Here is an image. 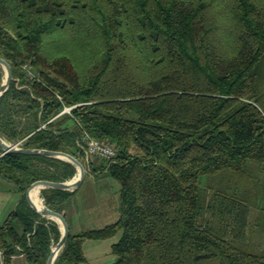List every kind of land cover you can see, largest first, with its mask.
Returning <instances> with one entry per match:
<instances>
[{"label": "trees", "instance_id": "16d2710c", "mask_svg": "<svg viewBox=\"0 0 264 264\" xmlns=\"http://www.w3.org/2000/svg\"><path fill=\"white\" fill-rule=\"evenodd\" d=\"M0 56L12 70L0 136L70 153L120 183L118 219L70 229L53 264H81L84 239L119 230L111 264H264V251L241 248L242 185H255L254 166L264 165V0H0ZM85 131L116 155L85 164ZM75 173L55 157L0 155V176L20 193L0 224V264L19 253L45 264L60 230L26 190ZM74 191L41 194L63 213Z\"/></svg>", "mask_w": 264, "mask_h": 264}, {"label": "rangeland", "instance_id": "374dc122", "mask_svg": "<svg viewBox=\"0 0 264 264\" xmlns=\"http://www.w3.org/2000/svg\"><path fill=\"white\" fill-rule=\"evenodd\" d=\"M0 71H1V77H0V84H1V82L4 79V69L2 68L1 65H0ZM90 160L93 163L101 164L104 160L106 161L107 159L92 156ZM255 163L256 162L251 161L249 162V166L253 167L254 165H257V163L256 164ZM261 166L264 167V165H261ZM254 167H256L255 171L258 173L260 181L259 179H255L253 181L255 185H252V188H249V189H253V192H255L256 189L258 188L256 185H259L262 183L261 181L262 170H260V167L258 166H254ZM85 170H87L86 172L88 175L90 171L88 169H85ZM105 174H106L105 172L94 173L93 174L94 178L92 179L88 178L89 176L84 177V179L79 184L82 186L77 190L74 196V199L79 207V215H78L80 218V229L79 230L99 228L115 220V215L113 214L112 210L102 211L99 208H97V206L94 205L91 208V211H90L91 213L89 214V216H87V214L83 213L84 210L81 208V206H79L82 198L87 193L86 191L90 189V190H93L92 192L98 193L99 191L104 189V185H107L109 191H112V192L114 190L116 191V195H117L116 200H117L120 183L116 179L110 176H106ZM74 176H76V173ZM220 181L221 179L219 178L216 180L215 179L212 180V178H207V179L203 178L202 184L207 185V186L223 185V182L222 181L220 182ZM242 188L244 189L242 191L246 192L245 194L247 195L248 187L245 185H242ZM253 192L248 193V195L252 199H248L249 200L248 205L250 206V212H249L248 223H247V228H246L247 234H246L245 240L241 244V248L257 253V252L264 251V228H262L264 227V222L261 223L262 221L261 214L258 212V209H256L257 207L264 208V189L255 192V194ZM210 194L211 192H209L208 195L210 196ZM58 228H59V225H58ZM119 236H120V230L115 235L109 238H103V239L86 238L84 239L82 247H83V252H84L86 259L83 262H81V264H111L115 260V255L112 253L111 247H112V244L118 240Z\"/></svg>", "mask_w": 264, "mask_h": 264}, {"label": "crops", "instance_id": "0c3cea01", "mask_svg": "<svg viewBox=\"0 0 264 264\" xmlns=\"http://www.w3.org/2000/svg\"><path fill=\"white\" fill-rule=\"evenodd\" d=\"M92 156H87L86 154L84 155L85 159V164H87L88 161H91L90 158ZM86 169V168H85ZM87 170H85V177L88 178H94L93 174L94 173H88L87 175ZM108 176L107 174H105ZM261 181L262 183L259 185H256L258 188L256 189L255 192L260 191L264 189V167H262V176H261ZM82 185H78L75 187L73 190H75L72 194V196L67 200L63 213H65L67 222L69 224V228L71 229L72 232L77 233L80 231L84 230H79L80 229V218H79V207L74 199V196L77 192V190L81 187ZM252 185H248V193H252L253 189ZM42 189V188H41ZM41 189L39 193H37L36 198L41 201L43 199V196L41 194ZM70 190V191H73ZM120 190V188H119ZM93 190H88L86 191L87 193L84 195L82 198L80 205L81 208L84 210V214H89L91 213V208L95 205L97 208L100 210L104 211H113V214L115 215V220H113L111 223L115 222L118 217H119V211H118V200H119V192H118V198L116 200V191L114 190L109 191L107 185H104V189L99 191L98 193L92 192ZM255 192H253L255 194ZM247 193V195H248ZM97 194V195H96ZM249 196V195H248ZM250 197V196H249ZM20 198V193L15 191L14 185L7 180L4 177L0 176V224L5 221L9 213L15 208L17 205L18 201ZM249 199H252L251 197ZM44 201V199H43ZM258 212L261 214L262 222H264V208H259L257 207ZM249 212H250V206H249ZM110 224V223H108ZM107 225V224H105ZM104 225V226H105ZM262 225V224H261ZM103 227V226H102ZM100 228V227H99ZM264 228V227H262ZM75 230V231H74ZM11 264H29L27 261L25 255L23 253L15 254L11 257Z\"/></svg>", "mask_w": 264, "mask_h": 264}, {"label": "water", "instance_id": "95a60500", "mask_svg": "<svg viewBox=\"0 0 264 264\" xmlns=\"http://www.w3.org/2000/svg\"><path fill=\"white\" fill-rule=\"evenodd\" d=\"M0 65L4 69V79L0 84V95H1L3 92L7 90L11 82L12 70H11V66L9 62L1 56H0ZM0 148L2 149L1 155L8 151L20 152V153H26V154H39V155H45V156L55 157V158L69 161L72 164H74L76 167V176L72 177L69 180L52 181V180H46V179H38L32 182L31 185L26 190V197H27L28 203L34 209V211H36L42 216L48 217L56 221L59 225L60 237L58 241L53 246H51L50 253L45 262V264H53L67 240L69 230H70L69 224L65 216L63 215V213L49 208L44 203L43 199H41L40 205H36L35 202L31 198L30 191L35 187H38V191H40V189L44 187H53V188H59V189H65V190H73L84 179L85 167L83 163L77 157L73 156L70 153L60 151V150L22 147V146H18L17 143H12V142L7 141L1 136H0Z\"/></svg>", "mask_w": 264, "mask_h": 264}, {"label": "built area", "instance_id": "2783aa9c", "mask_svg": "<svg viewBox=\"0 0 264 264\" xmlns=\"http://www.w3.org/2000/svg\"><path fill=\"white\" fill-rule=\"evenodd\" d=\"M26 76L29 79L36 78V73L28 64L23 65ZM70 107H64L63 111H69ZM79 147L83 150L84 155L95 156L98 158L112 159L116 155V147L108 141L101 140L84 132L81 138L77 141ZM1 256V253H0Z\"/></svg>", "mask_w": 264, "mask_h": 264}, {"label": "bare ground", "instance_id": "6f19581e", "mask_svg": "<svg viewBox=\"0 0 264 264\" xmlns=\"http://www.w3.org/2000/svg\"><path fill=\"white\" fill-rule=\"evenodd\" d=\"M37 193H39L38 187H35L30 191V195H31L32 200L35 202L36 205H40L41 201L37 200V198H36Z\"/></svg>", "mask_w": 264, "mask_h": 264}]
</instances>
